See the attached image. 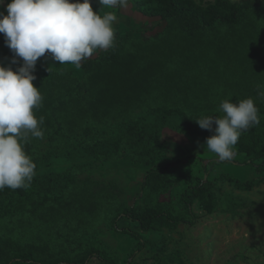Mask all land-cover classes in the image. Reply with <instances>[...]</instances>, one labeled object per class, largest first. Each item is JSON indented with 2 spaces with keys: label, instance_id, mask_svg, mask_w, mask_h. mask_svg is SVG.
Returning a JSON list of instances; mask_svg holds the SVG:
<instances>
[{
  "label": "rangeland",
  "instance_id": "374dc122",
  "mask_svg": "<svg viewBox=\"0 0 264 264\" xmlns=\"http://www.w3.org/2000/svg\"><path fill=\"white\" fill-rule=\"evenodd\" d=\"M192 1L203 8L214 2ZM232 1L244 5L243 0ZM107 12L116 16L114 46L108 50H120L122 55L131 52L147 62L165 61L173 74L181 76L184 88L192 90L188 102L198 101L221 111L220 104L225 99L233 103L247 98L258 103L264 99L258 95V90H264V18L258 10L243 6L237 27L216 25L209 30L193 31L183 29L175 21L143 17L130 2L125 9L103 6L99 15L103 17ZM102 51L105 50H98L79 67L59 64L46 54L38 59L33 74L45 77L48 82L60 77L81 80L83 64L97 58ZM17 61L11 65L13 70L22 66V60L17 58ZM0 65L9 67L2 62ZM153 88H156L153 90L155 96L147 102H174L176 95H159L164 92L163 87ZM181 99L177 96L176 102ZM133 117L152 122V117L141 108ZM258 117L259 121L264 120V114H258ZM128 121L126 118L106 120L95 124L90 135L77 132L62 142L44 139L38 141L33 150L24 149L36 162V182L47 181L73 169L74 184L64 205L46 207L34 216L0 221V238L34 246L39 254L53 259L76 257L86 249L100 248L117 264H124L136 242L112 229L111 217L116 207H140L159 200L179 214L183 211L177 206L176 197L184 188V178L188 175L203 180H216L220 173L243 181L264 178V170L256 172L254 167L244 164L243 155L221 161L201 147L207 137L180 134L168 127L155 142L160 153L151 165L166 167L171 172L173 184L163 195L151 198L141 186L149 166L134 162L130 155L132 151L128 150L129 153L118 158L97 159L80 147L85 141H89L87 145L98 142L104 150L108 140L123 131ZM177 123L176 118L169 119V126ZM211 161H219V164L209 169ZM213 195L212 214L206 215L198 205L193 206L199 217L194 226L182 224L175 229L141 233L145 248L136 253L135 263L264 264V182L245 192L223 181H215ZM118 226L139 232L138 227L126 218L121 219ZM87 264L101 263L91 259Z\"/></svg>",
  "mask_w": 264,
  "mask_h": 264
},
{
  "label": "trees",
  "instance_id": "16d2710c",
  "mask_svg": "<svg viewBox=\"0 0 264 264\" xmlns=\"http://www.w3.org/2000/svg\"><path fill=\"white\" fill-rule=\"evenodd\" d=\"M243 1L244 5H240L239 1L214 0L203 8L192 0H129L143 17L175 21L183 29L190 31L209 30L216 25L237 27L240 25L243 6L258 10L264 18V0ZM9 2L10 0H6L4 5L0 4V11H4L5 15ZM92 4L98 14L103 10L97 0H92ZM140 55L144 56L143 53ZM13 56L5 44L4 35L0 33V62L11 67ZM178 59L179 57L176 58ZM82 68L81 80L60 77L48 82L45 77L35 75L37 78L33 84L39 88L43 100L41 107L34 109V113L37 118H44L41 125L44 136L42 139L30 138L24 149L33 150L37 142L44 139L62 142L77 132L90 135L97 123L126 118L129 121L125 129L108 140L104 150L100 149L101 144L98 142L87 145L89 141L80 144L81 150L93 154L97 159L118 158L129 153L128 150L132 151L130 155L134 162L149 166L141 185L142 191L151 198L163 195L172 187L171 172L166 167L151 165L160 153L155 142L163 129L172 127L180 134L208 138L214 135V131L202 129L194 120L201 115L223 116L224 113L212 108V105L199 104L198 101L188 102L187 97L192 90L184 88L181 76L173 74L168 64L160 59L147 62L145 58L131 52L122 55L120 50H105L97 58L88 60ZM158 86L164 90L159 95H176L174 102H147L153 100V90L156 89L153 87ZM177 96L182 98L178 102ZM255 106L258 114H264V99L255 103ZM139 108L152 117V122L134 119V112ZM170 118H176L178 123L169 126ZM234 152L235 156L243 155L244 164L254 167L256 172L264 170V120L242 132ZM218 164L219 161H211L208 167L213 169ZM74 175V170L68 169L62 175L47 181L36 182L33 177L27 187L15 190L5 187L0 190V221L34 216L46 207L64 205L74 184ZM215 181H223L237 190L248 192L261 185L264 178L243 181L220 173L216 180H203L188 175L184 178V188L176 197V204L183 211L179 214L159 200L140 207H116L111 217L112 229L136 242L134 251L124 264H136V253L145 248L141 233L175 229L182 224L194 226L199 220L193 211L194 205H198L206 215L212 214ZM123 218L135 224L139 232L119 227L118 222ZM91 259H96L101 264H117L113 257L100 248L86 249L76 257L53 259L39 254L34 246L22 245L10 238H0V264H87Z\"/></svg>",
  "mask_w": 264,
  "mask_h": 264
},
{
  "label": "clouds",
  "instance_id": "9594fccd",
  "mask_svg": "<svg viewBox=\"0 0 264 264\" xmlns=\"http://www.w3.org/2000/svg\"><path fill=\"white\" fill-rule=\"evenodd\" d=\"M4 0H0L3 4ZM107 8L125 9L129 0H97ZM6 15L0 11V33L6 46L22 66L16 70L0 65V190L29 186L36 164L24 151L30 138L42 139L44 118L36 117L34 109L41 107L43 97L33 81L39 58L50 57L59 64L79 67L98 50L114 46L112 12L98 14L92 0H10ZM264 96V90H258ZM223 116L201 115L194 121L202 128L214 131L201 145L219 160H231L242 132L259 124L258 109L253 99H225L220 104ZM215 125V127H213Z\"/></svg>",
  "mask_w": 264,
  "mask_h": 264
}]
</instances>
